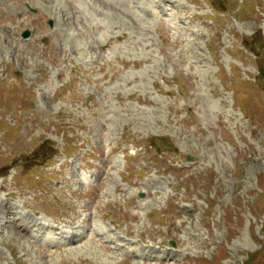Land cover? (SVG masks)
Segmentation results:
<instances>
[{"label": "rangeland", "instance_id": "rangeland-1", "mask_svg": "<svg viewBox=\"0 0 264 264\" xmlns=\"http://www.w3.org/2000/svg\"><path fill=\"white\" fill-rule=\"evenodd\" d=\"M124 1L0 0V203L127 248L47 255L5 215L0 264H264V0Z\"/></svg>", "mask_w": 264, "mask_h": 264}, {"label": "bare ground", "instance_id": "bare-ground-1", "mask_svg": "<svg viewBox=\"0 0 264 264\" xmlns=\"http://www.w3.org/2000/svg\"><path fill=\"white\" fill-rule=\"evenodd\" d=\"M36 1V0H35ZM43 2H47V1H50L51 3H54L56 0H41ZM65 3V6L67 7L69 13L67 14V16H70L71 19L73 21V23L76 25H81L83 28H85V26H87L88 24H92L96 18L94 19V16L97 17V14L99 12H103V11H99V7L97 4H94L92 3V0L90 2H88L89 0H61ZM101 2H103L104 4H106L107 6L111 5L114 7V9L116 8H124L126 6L125 4V1L124 0H100ZM22 6V5H21ZM22 8L25 9V6H22ZM24 9L21 10L22 12H24ZM64 14L63 12L59 11L57 12V15L60 16V19L61 21L63 22L64 24V17H66V15H62ZM108 16V15H107ZM134 16H135V19L137 22L141 23V16L138 14V13H134ZM23 17V16H22ZM19 18V17H18ZM141 19V20H140ZM67 20V19H66ZM97 20L99 21V19L97 18ZM96 20V22H97ZM57 21V20H56ZM67 22V21H66ZM135 22V21H134ZM136 22V23H137ZM100 23V22H99ZM66 26V24H65ZM57 33L58 30H53ZM52 31V32H53ZM146 31H149V30H146ZM87 32H82L81 35H86ZM121 37V36H120ZM120 37H117V38H120ZM97 43H100L99 41H97ZM82 180V179H80ZM10 202H7L6 204H1L0 205V208L5 205L7 206V204H9ZM4 208V207H3ZM2 208V210H3ZM0 210V213H3V211ZM7 215V214H6ZM7 217V216H6ZM12 219V220H11ZM10 221H7L6 223L9 224L10 226L11 225H15V221L16 219H13L10 215ZM0 221H2V217L0 216ZM12 222V223H11ZM31 223L33 224L34 227L38 228V229H43L45 227H47L46 225H43V224H38L36 223L35 221H31ZM2 226V225H1ZM21 228V227H20ZM19 226L16 227V230L18 231H22L24 234H25V231H27V228H21L22 230H19L20 229ZM24 230V231H23ZM29 234H31L29 231H28ZM91 236V235H90ZM100 235L97 234V235H94L95 238H98ZM90 240H93L92 238H90ZM75 239L71 238L70 239V243L71 242H74ZM107 243V242H106ZM109 249H110V246H107ZM46 253V251H45Z\"/></svg>", "mask_w": 264, "mask_h": 264}, {"label": "water", "instance_id": "water-1", "mask_svg": "<svg viewBox=\"0 0 264 264\" xmlns=\"http://www.w3.org/2000/svg\"><path fill=\"white\" fill-rule=\"evenodd\" d=\"M26 36H28V34H26Z\"/></svg>", "mask_w": 264, "mask_h": 264}]
</instances>
